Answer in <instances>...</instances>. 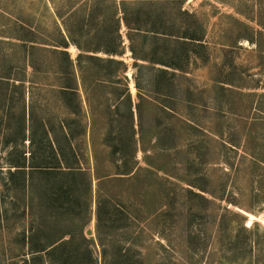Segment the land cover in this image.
I'll return each instance as SVG.
<instances>
[{"label":"rangeland","instance_id":"1","mask_svg":"<svg viewBox=\"0 0 264 264\" xmlns=\"http://www.w3.org/2000/svg\"><path fill=\"white\" fill-rule=\"evenodd\" d=\"M126 1L132 14L122 22L121 53L100 54L123 65L96 62L82 68V78L77 63L69 68L50 46L61 39L56 11H68V0H0V78L8 80L0 89V125H13L10 135L17 138L24 125L16 114L30 102L36 142L51 116L84 134L65 142L78 154L83 177L30 174L28 159L27 185L14 167L17 156L10 158L13 148L0 137V264H102L94 162L108 167L104 157L115 143L107 133L126 126L129 112L136 137L144 130L134 160L140 173L102 190L110 201L106 213L117 211L103 231L117 234L131 264H264V0H162L143 15L137 7L146 0ZM155 11L165 42L137 33ZM20 39L43 48L27 60ZM69 53L76 60L79 50ZM65 86L77 88L80 98L70 102L59 90ZM17 95L22 102L12 99ZM27 143L18 152L26 149L29 158ZM40 148L33 149L39 162L56 164ZM110 158L115 176L123 171L117 165L133 162ZM62 190L71 198L53 200Z\"/></svg>","mask_w":264,"mask_h":264},{"label":"trees","instance_id":"2","mask_svg":"<svg viewBox=\"0 0 264 264\" xmlns=\"http://www.w3.org/2000/svg\"><path fill=\"white\" fill-rule=\"evenodd\" d=\"M164 2L162 0H146L144 3L138 4V11L137 15H143V11L145 7H148L149 4L156 5L157 7L163 6ZM68 11H66L64 14L60 13L59 11H56V23L57 27L55 28L57 33L60 36L59 42H54L51 44V50H54L56 53L61 52L67 61V64L69 68L75 66V62L77 63V67H80L81 77L84 78L82 75V68L86 66V70H90V68L96 63V62H104L107 63L109 60L110 62L117 63L119 65H123L122 61L118 59H108L106 60L105 57H102L100 54H107L110 56H118L121 52L122 48V22L127 23L126 14H132L130 13L132 8L130 7V4L126 0H68ZM141 9L142 12H139ZM161 10V9H158ZM161 20L160 15L155 11V15L152 16L151 20L149 22H145L144 25L138 26L137 33L142 34L143 37L147 36H153L156 41H163L165 42L168 40V38L165 36V32L160 31V29H157V25L159 24ZM125 23V24H126ZM146 28V29H145ZM161 32V33H160ZM131 38V37H130ZM159 38V39H158ZM163 38V39H162ZM132 39V38H131ZM161 39V40H160ZM27 39H20V42L23 43V48H25L24 55L27 60L31 58L30 51L39 50L42 44L37 41H32L30 44L27 42ZM31 46V47H29ZM76 47L79 50V53L77 55L76 60L72 58V55L69 53V49L71 47ZM28 49V50H27ZM134 55L136 58H139V56L136 54V51H134ZM141 57V56H140ZM142 58V57H141ZM140 58V59H141ZM35 66V65H34ZM126 66V65H125ZM125 66L122 68L125 69ZM171 66L170 64H166L165 67ZM162 71H167L166 68H162ZM114 72V71H113ZM168 72V71H167ZM81 77H77L75 75L74 80H78ZM6 81H8L6 78H0V89L6 88ZM77 82V81H76ZM15 84H19L18 81L15 82ZM21 84H24V82H21ZM23 87V86H22ZM61 94H66L68 96V100L75 101L78 100L77 93L79 90L73 86H65L59 88ZM29 92V91H28ZM26 93V92H24ZM6 94V93H5ZM23 93L21 92V95ZM26 95V94H25ZM22 95V98L26 96ZM14 100H20L22 102V98H20V95L12 97ZM126 97H124L123 100H125ZM12 99L9 102V106H12L13 101ZM30 99V98H29ZM131 100V99H130ZM66 105H68L67 102H65ZM3 108H7L6 100L2 102ZM138 109L140 110L141 103L138 104ZM128 112V111H127ZM132 112V110H131ZM4 115H9V112L5 110ZM16 115H20L23 122V127L18 130L17 132V138H12L10 133H13L14 126H8L7 122L4 123L5 127L2 128V125H0V137L4 138L6 140L5 144L8 147H11V150L13 148L14 152L11 153L12 155L10 158H13V156H17L18 159H14V167H16V170L19 174H25V180L26 185L29 183V180L26 179V176L28 175L27 170L28 167H26V162L29 159V162L32 161V172H29L30 174H33L35 171L39 174H51L50 172H57L58 174H68L69 172H72L75 176L83 177L84 171L81 169V160L78 157V154L76 151L71 147V145L68 147L65 146L66 143H71L72 139L81 138L84 134L81 133L77 136V133L79 132L77 129H74L71 127V123L67 124L65 121L58 117H47L45 121L42 123V127L45 130V138L42 139L40 142H36L35 135L32 136L33 133V126L36 122V115L34 114L33 107L30 104L24 105V109L21 107V111L18 112ZM128 121L126 123V126H120L117 128H109V131L107 133V137L110 136L111 139H114V148L111 147L110 152H106L107 156L104 157V162L108 165V167L105 168V170L99 165L100 160L94 162L97 167H95V174L96 179L99 180L98 185V192H97V237L99 240V245L101 247V256H102V264H131L134 263V259L127 254V250L122 249L118 244L117 241V234L116 233H104L103 231V222L107 219L109 221L115 220L114 218H117V211L113 210L110 213H106L105 207L107 206V203L110 201L107 199V195L102 190V186L108 182L115 181L117 182L126 180L129 181V178L134 177L135 174H139L140 170L138 169L139 164L138 161H135L136 155L138 153V149L140 147H143L141 144H144V130H140L138 134L140 136L137 138L136 130H135V124H134V114L129 112ZM6 121V118L3 119V121ZM120 125H122L120 123ZM125 127V128H124ZM2 131L4 132L1 136ZM85 134H87V131H85ZM87 136V135H86ZM93 137V136H92ZM30 138V139H28ZM160 138L158 136L156 137V143L155 147L158 146ZM29 141L30 146V155H28L29 158H27V151L24 149V157L22 152L19 153L18 149L20 145L26 146ZM41 146L42 153L45 156H49L46 158L49 162H53L56 160V164H47L46 162H39V156L38 152L35 149L37 146ZM141 145V146H140ZM26 148V147H25ZM169 150V148H166ZM67 153H69L72 156V161H67ZM19 156V157H18ZM110 156H120V157H131L133 162L131 164L124 163V165H117L119 168H123V171L116 172V176L112 174V168L113 165L111 161H113ZM97 160V159H96ZM116 161V159H114ZM130 160V159H127ZM39 162V163H38ZM103 162V163H104ZM23 163V164H22ZM25 163V164H24ZM91 164V163H89ZM79 165V166H74ZM161 171V169H156V171ZM104 171V172H103ZM118 175H122L125 177H118ZM137 176V175H136ZM28 177V176H27ZM76 179V178H75ZM77 180V179H76ZM131 180V179H130ZM33 182V180H31ZM61 195L59 197L54 198L53 200L57 201H63L61 199L62 195L63 197H67V199H70L71 194H69L67 191H61ZM54 196V194H51V198ZM58 196V195H57ZM67 201V200H66ZM104 201H108L105 203ZM122 214H125L121 212ZM108 215V216H107ZM126 215V214H125ZM127 218H130V215L127 214L125 216ZM113 227V226H112ZM137 234V233H136ZM144 232L138 233V235H135L136 238H139V236L143 235ZM63 236L55 241L53 245L56 244V246L63 240ZM67 244H72L73 240L66 241ZM52 245V246H53ZM51 247V246H50ZM55 248V247H54ZM33 252L38 253L42 252V249H32ZM113 257L111 262L110 256ZM92 259L94 262L98 261V258H94L92 256ZM97 263V262H96ZM98 264V263H97Z\"/></svg>","mask_w":264,"mask_h":264},{"label":"water","instance_id":"3","mask_svg":"<svg viewBox=\"0 0 264 264\" xmlns=\"http://www.w3.org/2000/svg\"><path fill=\"white\" fill-rule=\"evenodd\" d=\"M91 233V231H89Z\"/></svg>","mask_w":264,"mask_h":264}]
</instances>
